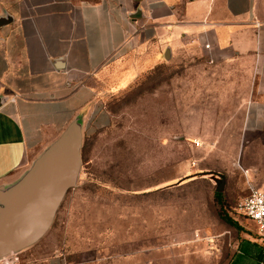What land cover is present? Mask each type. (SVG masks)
<instances>
[{
    "label": "rangeland",
    "instance_id": "374dc122",
    "mask_svg": "<svg viewBox=\"0 0 264 264\" xmlns=\"http://www.w3.org/2000/svg\"><path fill=\"white\" fill-rule=\"evenodd\" d=\"M153 50L96 74L110 123L84 136L77 182L40 232L23 245L22 234L1 236L0 251L14 241L20 264L58 255L64 264L228 263L241 234L219 216L215 192L244 219L235 208L245 197L236 184L248 66L239 56L212 63L195 48L155 61Z\"/></svg>",
    "mask_w": 264,
    "mask_h": 264
},
{
    "label": "crops",
    "instance_id": "0c3cea01",
    "mask_svg": "<svg viewBox=\"0 0 264 264\" xmlns=\"http://www.w3.org/2000/svg\"><path fill=\"white\" fill-rule=\"evenodd\" d=\"M149 46L155 61L195 48L212 63L239 56L247 64L253 83L236 189L243 197L250 186L264 189V9L257 0H0V191H24L60 139L82 144L107 126L96 74ZM246 220L227 264H260L264 242Z\"/></svg>",
    "mask_w": 264,
    "mask_h": 264
},
{
    "label": "water",
    "instance_id": "95a60500",
    "mask_svg": "<svg viewBox=\"0 0 264 264\" xmlns=\"http://www.w3.org/2000/svg\"><path fill=\"white\" fill-rule=\"evenodd\" d=\"M80 147L78 141L60 139L38 162L24 191H0V221H8L0 237L15 239L22 234L23 245L31 241V236L40 232L62 194L77 182ZM6 195L8 198L1 200ZM18 247L12 241L8 249L0 251V257L18 251Z\"/></svg>",
    "mask_w": 264,
    "mask_h": 264
},
{
    "label": "built area",
    "instance_id": "2783aa9c",
    "mask_svg": "<svg viewBox=\"0 0 264 264\" xmlns=\"http://www.w3.org/2000/svg\"><path fill=\"white\" fill-rule=\"evenodd\" d=\"M206 47L210 45L206 43ZM236 213L247 219L253 220L258 228V233L262 242H264V189L250 186V192L236 206ZM19 251H12L0 257V264H20ZM260 264H264V247L262 251ZM48 264H64V258L61 255L50 259Z\"/></svg>",
    "mask_w": 264,
    "mask_h": 264
},
{
    "label": "trees",
    "instance_id": "16d2710c",
    "mask_svg": "<svg viewBox=\"0 0 264 264\" xmlns=\"http://www.w3.org/2000/svg\"><path fill=\"white\" fill-rule=\"evenodd\" d=\"M215 199L217 200V202L221 206V210L219 211V216H221L222 219H224L225 221H227L228 223H230L231 225L235 226L237 229L240 230L241 229V226H240L239 222H237L236 219H234L227 212V209L225 207V197H224V193L223 192H220V191H216L215 192Z\"/></svg>",
    "mask_w": 264,
    "mask_h": 264
}]
</instances>
